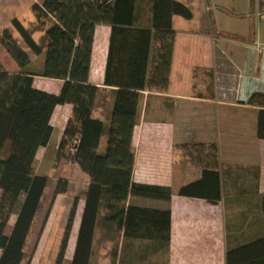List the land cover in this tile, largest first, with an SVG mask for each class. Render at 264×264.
I'll return each instance as SVG.
<instances>
[{"label":"crops","instance_id":"1","mask_svg":"<svg viewBox=\"0 0 264 264\" xmlns=\"http://www.w3.org/2000/svg\"><path fill=\"white\" fill-rule=\"evenodd\" d=\"M43 1L0 0V30L14 32L15 18L29 29L31 24L37 26L34 4ZM178 1L191 9L192 17L173 16L176 38L169 89H137L140 101L133 134L132 179L167 185L174 192L204 179L203 168L186 162L181 149L197 142L218 145L219 175L207 172L196 188L199 195L174 193L170 201L131 196L130 201L171 208L167 258L173 247L177 256L172 255L173 260L170 256V264H264V107L249 103L254 94L264 93V0ZM154 3L135 0L133 19L134 26L151 28L153 36ZM48 21L46 18L40 24L42 42L33 35L44 45L43 53L32 52L20 34L22 41L17 38L30 55L29 66H39L30 69L34 73L44 67ZM111 32L109 24L96 25L89 77V82L100 88L93 117L103 120L107 127L102 150L120 88L106 84ZM142 39L115 44L111 79L141 81L147 50ZM154 46L155 42L149 54L147 80ZM8 64L12 66L10 73L20 70L0 42V66L6 70ZM63 84V79L34 75V86L49 93L59 94ZM72 112L70 103L55 107L51 124L53 133L59 131L58 143ZM217 195L218 199L211 200ZM79 227L80 223L77 236Z\"/></svg>","mask_w":264,"mask_h":264},{"label":"trees","instance_id":"2","mask_svg":"<svg viewBox=\"0 0 264 264\" xmlns=\"http://www.w3.org/2000/svg\"><path fill=\"white\" fill-rule=\"evenodd\" d=\"M134 2L44 0L42 4H34L39 24L46 18L49 20L45 30V63L39 73L30 71V55L12 31L5 28L0 32L1 44L20 68L16 73H8L0 66V264H22L27 257L29 237L50 184L48 176L36 170V158L39 150L50 144L51 119L59 104H72L73 112L59 142L58 155L72 156L89 176L75 250L69 264H90L101 205L105 207L104 226L121 233L123 241H151L148 246L155 254L167 255L172 237L171 208L136 205L130 197L170 201L174 193L199 195L196 188L204 182L207 172L219 175L218 145L197 142L181 146V149L186 162L203 168L206 172L204 179L181 186L177 192L167 185L132 179L133 134L140 101L137 89L148 87L168 91L176 38L173 16L192 17L191 9L178 0H154L153 27L156 33L153 36L151 28L134 26ZM12 24L32 52H44V45L35 40L32 30L18 18L13 19ZM97 24L112 27L106 84L120 86L116 91L103 150L100 145L106 123L93 117L100 88L89 82ZM139 38L145 40L147 47L141 81L117 82L111 79L115 44L122 41L129 44ZM154 42L152 69L147 80L149 54ZM36 74L63 79L61 92L54 94L35 87ZM249 103L264 107V93L254 94ZM67 187V180H58L41 232L57 195L66 192ZM218 196L211 200L215 201ZM79 200V197L73 200L55 264L66 263ZM12 215H15V221L8 232ZM112 259L114 264H157V261H129L125 254L117 252ZM30 263L31 256L26 264Z\"/></svg>","mask_w":264,"mask_h":264},{"label":"rangeland","instance_id":"3","mask_svg":"<svg viewBox=\"0 0 264 264\" xmlns=\"http://www.w3.org/2000/svg\"><path fill=\"white\" fill-rule=\"evenodd\" d=\"M33 1L41 2V0H32V2ZM26 17L29 20V13L26 15ZM40 27L41 25L39 23L37 26L36 23H34L31 24L30 30H32V32L34 31L33 35L39 42H42L43 38L41 34H43V32L41 31L42 28ZM2 30L3 29H1L0 32ZM13 30L14 32L12 31V33L15 35V37L22 41L19 33L16 32L15 29ZM13 62L16 64L14 60ZM8 65L6 66V71L10 73L9 69H12V66ZM38 67L39 66H33L30 67V69L33 68L34 70H37ZM58 137L59 131L56 129L50 140L51 145L45 150L42 149L36 158V170L39 173L48 176L50 184L29 237L26 247L27 257L22 264H26L27 259L30 256V264H55L73 200L75 197H79V206L70 237L71 243H76L78 229L76 228V225L81 221L80 216L84 207V193L89 183V176L82 171L72 156L59 157ZM70 152L73 151L71 150ZM61 178L68 181L67 190L64 193L57 195L48 220L45 223L43 231L41 232L40 230L43 228L45 215L50 205L55 186L58 180ZM99 212V221L96 228L90 264H114L112 258L115 252H117L119 255L125 254L129 261L133 260L137 263L157 261V264H170V256L173 260L172 255H176L177 248H171L172 252L169 253L167 258L165 253L155 254L154 251L149 248L148 245L151 241L129 239L123 241L121 233L117 232V230L114 228L108 229L106 226H104L103 216L105 213V207L103 205H101ZM14 221L15 215H12L7 225L8 232L11 230ZM73 254L74 249L72 250L69 248V250H67L65 264H69Z\"/></svg>","mask_w":264,"mask_h":264},{"label":"bare ground","instance_id":"4","mask_svg":"<svg viewBox=\"0 0 264 264\" xmlns=\"http://www.w3.org/2000/svg\"><path fill=\"white\" fill-rule=\"evenodd\" d=\"M78 226H79V224L76 225V228H78ZM74 244H76V243H73V244L70 243V248H71L72 250L75 248V245H74Z\"/></svg>","mask_w":264,"mask_h":264},{"label":"built area","instance_id":"5","mask_svg":"<svg viewBox=\"0 0 264 264\" xmlns=\"http://www.w3.org/2000/svg\"><path fill=\"white\" fill-rule=\"evenodd\" d=\"M209 9V8H208Z\"/></svg>","mask_w":264,"mask_h":264}]
</instances>
